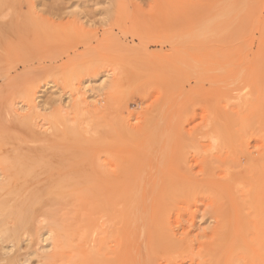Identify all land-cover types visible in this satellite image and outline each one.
Returning <instances> with one entry per match:
<instances>
[{"label": "rangeland", "instance_id": "obj_1", "mask_svg": "<svg viewBox=\"0 0 264 264\" xmlns=\"http://www.w3.org/2000/svg\"><path fill=\"white\" fill-rule=\"evenodd\" d=\"M26 136L0 264H264V0H0V160Z\"/></svg>", "mask_w": 264, "mask_h": 264}, {"label": "bare ground", "instance_id": "obj_2", "mask_svg": "<svg viewBox=\"0 0 264 264\" xmlns=\"http://www.w3.org/2000/svg\"><path fill=\"white\" fill-rule=\"evenodd\" d=\"M215 17V16H214ZM213 18V17H212ZM36 133H37V131H35ZM34 132V133H35ZM28 133H30L29 132V130H28ZM33 132H32V134H34ZM39 133V132H38ZM37 133V134H38ZM24 135V134H23ZM35 135L36 134H34L33 136L35 137ZM40 136V135H39ZM24 137V136H23ZM32 139H33V137H32ZM47 140V139H46ZM15 141H16V139H15ZM17 144L16 145H14V147H12V148H14V149H12L13 150V154H14V151H16L17 153H16V155H14L15 157H13V155H11V158H9V159H6V158H8V157H10V156H8V157H5V158H1L2 160H0L1 162H0V165L6 170V172H8V176L10 177L8 180L9 181H13L14 182V186H11V182H7L6 184H4L3 186L1 185L0 186V191H1V194H0V215L1 216H3V220L1 219L0 220V233L2 234V233H4V234H8V236L9 237H11L10 236V234L12 235V239H13V237H14V240H17L18 238H19V232L21 231V226L24 224V221L26 222L27 221V219L25 220L24 219V221H23V217L25 216V213H26V211L30 208V206L31 205H33V203L35 204V202H37V200H39L38 198H39V195L37 194V195H30V196H28V197H26L25 195H22L23 194V192H19V189L20 188H18V187H22L21 185L19 186V184H18V186H17V184H15V182H19L20 180H24L25 182L26 181H28L29 179H30V177L29 176H27V175H21V174H18L19 172H20V170L19 169H22V168H24L25 167V165H27V164H29V165H32V164H34L35 162H37V160H35L36 159V155L35 156H33L34 155V152H30L31 150H29L28 148L26 149V147H28L27 145H29V144H31L32 143V140H30L29 139V137H28V139H27V136H26V139L24 138V140H21V138L20 139H17ZM33 144H35V143H37V141H36V139H33ZM36 141V142H35ZM6 142L7 141H5V143H3V144H5L6 145ZM14 142V141H13ZM16 143V142H15ZM49 143V142H48ZM7 144H9V142L7 143ZM11 144V143H10ZM11 145H13V144H11ZM32 145V144H31ZM3 147H4V145H3ZM7 147V146H6ZM9 147V146H8ZM42 150L44 149L43 147L41 148ZM10 149L8 148V151H9ZM12 150L11 151H9V152H12ZM29 153H32L33 155H31V154H29ZM39 153V152H38ZM22 154V155H21ZM8 155V154H7ZM6 155V156H7ZM31 155V156H30ZM23 156V157H22ZM30 157V159L28 158V157ZM33 157H35V159L33 158ZM20 158H22V159H20ZM34 160V161H33ZM26 173H27V170H26ZM11 179V180H10ZM235 179L236 178H231L230 179V182L233 184V185H235V184H237V181H235ZM23 181V182H24ZM24 182V183H25ZM21 184V183H20ZM23 189V188H22ZM61 189V188H60ZM147 189V188H146ZM21 190V189H20ZM58 190V189H57ZM88 190V189H87ZM142 190V188L140 187H138V189H134L133 188V200H132V205H129L128 206V210H129V212L131 213V216H132V218L134 219V222L136 223V224H138L139 225V223L140 222H143L144 221V217H145V213L143 212V210H142V208H140V207H142V206H138L137 205V203H139V202H141V200L143 199L142 198V195H141V191ZM24 191V190H23ZM66 191V190H65ZM71 191V190H70ZM89 192V195H90V190H88ZM150 191H151V189H150ZM156 191V190H155ZM85 192H87L86 190H85ZM167 192H169V191H167ZM65 193V192H64ZM82 192H79V194H81ZM87 193H85L84 195H86ZM153 194V193H152ZM59 195H61V194H59ZM66 195V194H65ZM24 196V197H23ZM83 196V195H82ZM82 198V197H81ZM85 199H86V197H84ZM87 199H88V197H87ZM11 201H13V204L15 203V205L13 206H11ZM10 204V205H9ZM147 208V207H146ZM31 211H32V208H31ZM147 211V210H146ZM28 216H29V214H27ZM11 216H13V217H11ZM15 216H17V217H15ZM32 216V215H31ZM148 216V215H147ZM9 217H11L10 219H12L13 218V220L15 219V221H14V225H13V227L12 228H8V224H7V222L5 221V220H7V218H9ZM26 217V216H25ZM33 219H35L34 218V216H33ZM155 219V218H154ZM36 220V219H35ZM146 220H147V217H146ZM148 221V220H147ZM155 221H156V219H155ZM224 221V220H223ZM230 221V219H226V221H224L220 226H219V228H217L218 229V231L220 232V234H222V235H226V234H231V235H236V234H238V232L240 231V227L239 228H237L236 227V225L235 226H233V224H231V222H229ZM32 222V221H31ZM246 222V221H245ZM147 223V222H146ZM146 223H145V225H146ZM26 224V223H25ZM35 224V223H34ZM256 224H257V227H255L256 229V240H258V242H259V248L261 249V250H263L264 249V219H260L259 221H257L256 222ZM54 225V224H53ZM57 225V224H56ZM56 225H54L55 226V228H57L56 230L57 231H60V224H58L57 225V227H56ZM145 225H143V228H145L146 226ZM33 227V226H32ZM59 227V228H58ZM20 228V229H19ZM22 228H23V226H22ZM59 229V230H58ZM242 229H243V231H248L249 230V226L247 227V226H242ZM28 230V229H27ZM41 230V229H40ZM51 230H53V229H51ZM62 230H64V229H62ZM62 230L60 231V232H62ZM66 230V229H65ZM38 231H39V229H38ZM58 233L59 235H58V244L56 245L57 247H56V249H61L62 247H66V246H68L69 245V243L71 244V241L70 240H72V239H70V238H73V237H70V236H68V237H70V238H68V240L70 241H68L69 243H67V241H66V239H67V235L66 236H64V234H61V233ZM67 231H65V232H63V233H66ZM68 233V232H67ZM69 233H70V231H69ZM0 234V235H1ZM63 235V236H62ZM259 235V236H258ZM72 236V235H71ZM66 238V239H65ZM236 240V239H235ZM66 241V242H65ZM72 242H73V240H72ZM175 242V241H174ZM32 243V242H31ZM67 243V244H66ZM67 248V247H66ZM68 248H69V246H68ZM65 251V250H64ZM62 252H63V250H62ZM62 252H61V254H62ZM263 253H264V251H262ZM59 253V252H58ZM57 255V254H56ZM63 255V254H62ZM262 255V254H261ZM59 256H60V253H59ZM60 257H64V256H60ZM59 258V257H58ZM263 258V257H262ZM60 259V258H59ZM53 261V260H52ZM50 264H52V263H50Z\"/></svg>", "mask_w": 264, "mask_h": 264}]
</instances>
